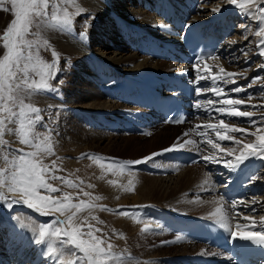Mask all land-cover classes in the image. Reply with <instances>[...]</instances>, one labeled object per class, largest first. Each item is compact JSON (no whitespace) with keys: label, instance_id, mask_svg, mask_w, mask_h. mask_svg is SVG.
Returning <instances> with one entry per match:
<instances>
[{"label":"snow or ice","instance_id":"obj_1","mask_svg":"<svg viewBox=\"0 0 264 264\" xmlns=\"http://www.w3.org/2000/svg\"><path fill=\"white\" fill-rule=\"evenodd\" d=\"M68 3L76 5L75 15H91L79 6L78 0H0V9L10 11L14 15L0 34V204L8 209L16 204H23L41 216L53 217L51 222L37 223L33 220L28 224H24L19 216L13 217L32 234V242L41 246V255L48 257L52 264H140L138 258L132 255L128 248H119L104 229L91 222L103 223L93 214L96 209L115 211L121 216H127L129 213L119 208L112 209L95 203L101 197H93L91 192L86 191L84 181L79 177L70 179L64 175H57L61 171L58 161L46 162L49 157L55 155L51 129L47 134L36 131L37 125L43 120L42 109L28 102L29 98L41 92L58 95L63 84V81H59L55 86L51 83L63 71L59 68L61 57L54 48L51 50L52 62L40 56L41 47L51 48L49 41L41 35L40 29L55 27L62 32L71 31L74 23L73 13L64 6ZM227 3L243 9L247 17L258 22V30L254 33L255 37L259 38L256 45L257 55L264 57V6H262L264 0H243L240 3L238 0H227ZM220 10L216 7L212 12ZM241 27L248 31L247 25ZM34 28L37 31L34 32ZM30 36L34 39H30ZM78 36L84 39L87 32H80ZM241 51L245 57L248 56L247 50ZM209 58L219 60V56ZM204 61L205 57L198 56L193 65L197 72L196 82L198 84L199 81L207 79L213 86L210 89L198 86L195 88V93L199 96L210 91L219 99L215 101L196 99L194 108L208 113L210 121L216 119L212 116L213 112L225 118H247L249 127H237L235 124L226 123L225 119H220L218 123L196 124L183 135L191 137L194 134L201 138L200 142L192 138L183 139L181 142V138L178 137L175 143L163 151H196L200 153L201 160L205 164L222 163L230 174L238 173L253 160L260 161L261 166L264 167V113H261V118L257 120L253 118L257 116L256 112L241 110V106L260 109L264 108V104H251V93L247 101L231 98L232 93L247 92L248 88L257 84L262 86L261 93L264 98V79L257 75L247 88L236 86L230 92H225L224 87L220 85L235 84L234 78L243 73L228 72L220 66L219 71L213 74L211 67ZM68 63L70 64V60ZM201 63L207 70L203 75L200 70ZM260 67L264 68V64ZM168 122L181 124L185 122V117L176 116ZM249 128L255 130L250 131ZM210 132L214 135H210ZM236 133L255 139L244 142L233 135ZM8 134L14 135L22 147H13L5 138ZM226 141L233 142L237 147H222L221 144ZM202 145L209 147L204 148ZM160 154L153 152L142 159L127 160L118 164L110 163L101 167H106L109 173L118 172L120 175L127 173L130 177H135L136 174L131 166L149 164ZM82 156L96 158L97 161L107 159L92 153H85ZM204 176L203 183L198 187L205 191L214 189L211 174L206 172ZM248 179L255 182L257 176L252 175ZM55 181H59V184H55ZM109 183L117 185L116 180H110ZM117 186L131 192L134 187L133 179H128L126 186ZM86 187L92 188L93 185L88 184ZM69 189L77 191H69ZM192 202L202 203L199 197ZM212 203L215 207L209 213V217L216 225L227 231L233 240L264 246V216H260L259 221L253 216L243 217L252 221V226L259 223V231L242 232L234 231L232 228L231 212L240 206L254 212L255 209H251L250 205L260 203L259 200L232 199L229 207L225 193L215 198ZM135 215L133 213L134 217ZM236 227L240 228V224L237 223ZM163 230L164 225L159 222H145L141 228V232L144 233ZM185 238L183 235H178L174 240L161 243H179ZM143 264H148V261H144Z\"/></svg>","mask_w":264,"mask_h":264},{"label":"bare ground","instance_id":"obj_2","mask_svg":"<svg viewBox=\"0 0 264 264\" xmlns=\"http://www.w3.org/2000/svg\"><path fill=\"white\" fill-rule=\"evenodd\" d=\"M240 2H243V0H238V3ZM82 5L85 9L93 11L96 14V17H99L95 20L96 23L93 22L94 24L89 27L86 38L80 39L78 36L80 29L78 30L75 28H72L71 31L63 32L55 27L44 28V30L59 46L64 56L74 62L71 67H68V70L71 72V78L68 77L71 81L68 82L67 86L71 96H78V99L74 101L80 102L82 99L80 106L84 107L83 110L76 112V114L79 117L84 116L85 119H91V117L95 118V116L98 117L101 115L100 119L103 120L105 125L108 124V132L113 131L114 127L117 128L120 120L118 112L122 110L123 105L122 103H119L120 101L116 100L115 96H123L122 100L124 101V98H128L131 95V93L124 91L121 84L124 83L126 86L128 85L131 90L136 89L142 83L153 85L156 84L158 80H164V75L171 73L172 70L178 72L191 70L194 75H197L196 69L193 66L188 68L186 66L176 65L172 61L160 60L155 56L146 54L149 50L147 47L148 41L153 40L156 42L157 40L162 39L175 40L173 37L177 34L179 28L171 25L170 14H173L181 24H185L186 21H188V23L202 21L210 22L219 18H225L227 22L230 21L234 33L242 35L241 37H238L237 34L236 37L230 36L223 42L226 46V50L228 47L232 49L230 60L222 59L219 55H214L219 56L218 61L207 58L204 62L211 67L213 74L219 71L220 66L224 67L228 72L239 74L242 73V71H240L241 69L237 70L235 65L233 64V67L230 63V61L233 62L236 60V56L239 55L246 61L245 65H248L251 62V64L254 63L257 66V68H253L255 77L259 75L264 79V68L260 67V65L264 64V57L257 55L258 49L256 45L258 44L259 38L254 35L255 31L258 30V22L247 17L243 9H239L236 5H229L227 0H134L133 3L131 0H83ZM216 7H219L221 10L215 13L212 12V9ZM4 13L5 11L0 9V29L4 22ZM159 15H161L164 20H162ZM241 25H247L248 31H245ZM247 33L251 34V40L249 42L246 40ZM232 41H235L236 43H231ZM145 47L147 48V51L143 52ZM242 49L247 50V57L244 56L243 51H241ZM228 53L229 51L227 50V54ZM200 70L201 75L207 71L204 69L203 63L200 65ZM80 74H85L86 79H84L85 81L83 84L79 83L75 85L76 83H73L75 82L74 79L76 80ZM234 79L239 81L243 80L241 75H238ZM248 85L249 84L246 82L242 87L247 88ZM220 86L224 87L225 92H230L232 88L236 87V84H228L227 86L221 84ZM257 86L261 88L260 84H257ZM255 87L253 85L251 88H248V91L252 94L250 103L264 104V99L263 101L260 100L261 96L255 97L251 92ZM112 88H114V90L113 92H110L112 91ZM256 89L257 88L254 89V93L258 94L256 93ZM74 96L73 98H75ZM213 96H215L214 93H212V97ZM54 97L43 93H37L29 99H31V102L39 104L50 102L61 106L65 105L63 100ZM231 98L248 100V97H244L242 93H232ZM122 100L121 102H123ZM70 101H72V97ZM123 103H126L125 106L128 105V107L131 108L129 106L130 103ZM241 110L256 112L257 116L253 118L257 120L261 118L260 114L264 113V108L256 109L248 106H241ZM214 114L219 115L217 113ZM220 119H225L226 123L235 124L237 127H249L247 118H241L240 125L237 121H233V117L225 118L220 115L216 120L210 121L209 117H206L201 121L206 123H218ZM182 125L172 126L165 123L158 125L155 127V129H157L154 135L143 141L140 139L142 137L137 139L136 137L131 136L137 134H127L129 136L122 137L123 145H120L119 140H117L118 138H115L117 137L116 135H108L110 137H106L104 134L96 131V135L98 136L93 138L95 142L93 141L91 144L89 143L91 141L88 140L89 138L82 137L83 134L77 122L71 120L68 125L69 138L67 139H69V145H74L75 143V147L81 146V149L86 147H99L101 148V151L111 154V151H125L129 148L132 150L131 153L134 154L133 157L136 158H143L153 152L161 153L156 157L161 158L165 157L163 149L170 147V144L168 143L176 142L178 137L181 138V142H183V139H196V137L199 139H196L197 142H200L201 138L194 134L191 137H185L183 134L187 132L190 127L187 126V123H183ZM94 126L96 125L94 124ZM259 126L260 125L258 124L257 127ZM70 127L73 128L71 129ZM249 130L254 131L255 129L249 128ZM210 135L214 134L210 132ZM233 135L244 142H249L255 139V137H245L238 133ZM157 140H161L162 143L167 145L161 146V142L158 143ZM231 144V147H237L233 142H231ZM202 147L207 148L209 146L203 145ZM77 149H79V147ZM154 161L155 158L152 162ZM198 165L200 167V164L198 163L192 165L177 164L179 167L176 168V170H171L175 165L169 159H166V161L164 160L163 164L159 167L166 169L165 171L168 169V173L162 176H160L161 174H158L155 175V177L150 176L138 178L137 175L134 178L132 177L134 191L126 194L119 193L118 199H121H119L120 202H127L129 200L130 203H133L136 206L145 205L146 203L148 205L151 204L150 202L152 201L162 206H164L163 204L165 203L168 206H172L178 202H183L185 204H183L184 206L182 207L194 209L192 215H202L196 213L198 211L196 209L202 210L205 207H209L213 210L215 205L212 201L215 200L217 196L214 194L213 189L205 191L198 187L203 183L205 179L204 174L207 172L205 169L202 171H196ZM214 165V167L219 166L222 169H226L222 163ZM196 172L199 173L197 174ZM119 177L122 183L127 185L130 176L126 173ZM257 179L258 185L262 188V191H264V167H261L259 170ZM205 188H207V186H205ZM108 190L111 192L112 196L114 191L110 186ZM189 191L190 195H188ZM207 192L212 193L208 194ZM192 194L194 196H192ZM197 197H199V200L202 201V203L192 202L196 201ZM256 199L259 200L260 203L255 206L254 212L251 210H248L246 213L243 211L231 212L233 217L232 228L234 231H242L234 228L233 224L235 222L245 221L246 224H252V221L245 220L243 217L253 216L256 221H259V217L264 216V196L258 195ZM144 208L145 207H143V209ZM150 208L152 209L149 210L156 212L153 209L158 207L155 206ZM25 209L26 211H21L22 213H19L18 211V215L13 213L14 216H11L10 214L2 215L0 213V264H52V262L48 260V257L41 255V246L32 242V234L27 228L22 227L17 220L13 219V217L19 216L24 224H28L33 220L39 223V220L41 221L44 218V216L35 213L34 210L29 209L28 207ZM135 209L136 208H133V211ZM163 209L167 210L168 208ZM149 210H144L146 211L145 214L149 215L150 213L147 212ZM150 218L155 220L152 217H149V221L145 222H157L150 221ZM165 218L164 214H162L161 217L156 218L159 219L162 225H164V229L167 228L165 225ZM136 220H134L131 215L127 217V219L124 218V220L119 216L117 224H120L121 229L125 234H131L136 232V229L139 231L140 228L138 226L143 228L145 223L144 221L137 222ZM256 225L259 226V223ZM160 233L162 232L160 231ZM171 234L181 235L175 232H171ZM133 237L136 238L134 235ZM174 238H176L175 235ZM181 243L182 245H176L175 247L164 248L160 245L161 247L159 248L150 247V250L148 251L146 249L142 250L148 252V254L146 252L145 255L143 252L144 256L141 258L142 264L144 261H148V264H159L154 258L159 259L160 257L157 258L158 256H167L166 252L170 250L174 252L177 251L176 254L172 253V255L180 256V259H185L186 257L196 254L212 255L211 252L218 251L189 238H185ZM163 248L167 250H164ZM167 258H172V256H167ZM172 260L170 259L171 263L169 264H174Z\"/></svg>","mask_w":264,"mask_h":264},{"label":"rangeland","instance_id":"obj_3","mask_svg":"<svg viewBox=\"0 0 264 264\" xmlns=\"http://www.w3.org/2000/svg\"><path fill=\"white\" fill-rule=\"evenodd\" d=\"M131 2L133 3L134 0H131ZM82 3H83V0H78L79 6H82V8L85 9L84 6L82 5ZM64 6H66L68 8L70 13H73V20H74L73 28L78 29V30L80 29L79 30L80 32H84V31L87 32L89 27L92 26L94 23H96L95 20L97 18H99L98 16L96 17V14L93 11L87 10V9H85L86 12L90 13L91 15H75V11L77 9H76V5L73 3H68ZM8 7L10 8V5H8ZM13 17H14V15L10 11H7V12L5 11L4 22L2 23V27L0 29V34H2L3 30L6 28V26L8 25V23L11 21V19ZM92 17H94V19ZM159 17H161V15H159ZM161 18H162V20H164L163 17H161ZM86 22H87V24H86ZM89 24H90V26H88ZM33 31L35 32L37 30L34 28ZM40 33L44 38H46L49 41V43L51 45V48L41 47L40 53H39L40 56L44 60H46L48 62H52L53 58L51 55V50H52V48H54L58 53H60L61 58H60L59 68L63 70L56 76L55 80L51 81V83L54 86L57 85L59 81H63V84L60 86V93L58 95L53 94V93H49V92H41V93L46 94L48 96H53V97L55 96L54 98H56V99L59 98V100H63V102L65 104L64 106H61L59 104L50 103V102L39 104V103L31 102V99L28 100V102H31L35 106L42 109L41 115L43 117V120L40 122V124L37 125L36 131L40 132L42 134H47L48 130L51 129L53 150H54L55 155H53L52 157H49L48 161H46V162H51L52 160L58 161V167L61 169V171H59L57 173V175H64L70 179H76L77 177L82 179L84 181V187H85L86 191L91 192L93 197H95V196L101 197L100 200L95 201V203H97L98 205H104V206L112 208V209H118L119 208V209L129 213V215H127V216H121V215H119L118 212H115V211L114 212H108V211H102L100 209H96V210H94L93 214L96 215L100 221H103V223H97L96 221H91V222L96 224L97 227L104 229V231L107 232L111 236L112 242L114 244H116L119 248H128L130 250L131 254L138 258V260L140 261V264H142L141 258L146 254V252L148 250H150V247L159 248L162 246V247L166 248V247H175L176 245H182L181 242H179V243H167V244H165L166 246L164 245V243H161L162 241L174 240L175 239L174 235L178 236L177 234H174V235L171 234L170 233L171 230L169 231L167 228L164 229L163 231H161L162 233H160V231L144 233V232H141L142 227L138 226L140 228L139 231L136 229V232H133L131 234L130 233L125 234L122 231L120 224H117L119 216L124 220V218L127 219V217H129L130 215L133 216V213L136 214L135 217L133 216L134 220L137 219L136 220L137 222H139V221L145 222V221H149V217L154 218L157 214H159L158 212H160V210L165 212V209H163V208H166V209L168 208L167 210H171V211H169L170 213H175V214H183L184 213V214H187V216L192 215V213L194 212V209L182 207V206H184L183 204H185L183 202H178L172 206H168L165 203V204H163L164 206H162V205L157 204L154 201H152V202H150L151 204H148V205H150V207H155V206L158 207V208L153 209V210L157 211V213H156L152 210H149V209H152L150 207H148V208L145 207L143 209L142 206H147V203L145 205L136 206L133 203H130L129 200L127 202H120L121 199L120 198H119L120 200L118 199L119 193H122V194L129 193L128 191H124L123 188L117 186V185H124L122 183L120 177H119L120 174L118 172L109 173L107 171L106 167L102 168L101 165L106 166L107 164H110V163L111 164H118V163H122V162L127 161V160L142 159V158L133 157L134 154L131 153L132 150H130L129 148H127V150H125V151L124 150L115 151V152L111 151V154H112L111 155V154H107V153L101 151V148H99V147L98 148L86 147V148L81 149V146H78L79 149H77L78 147L77 146L75 147V143H74V145L68 144L69 143V139H67V138H69L68 125L70 124L71 120H74L75 122H77V124L80 126L79 128L81 129V132L83 134L82 137L83 138L87 137V139L89 138L88 140L89 141L91 140L89 142L91 144L94 141L93 138H95V136H98V135H96V131L104 134V136H106V137H110L108 135H116L117 137H115V138H118L117 140H119L120 145H123V142H122L123 138L122 137H127L129 135H127L125 133L124 134L114 133L112 131H110L111 132L110 133L106 130H103V128H105V124H104L103 128H100L101 126L98 124V120L103 122V120L100 119L101 115L98 117L95 116V118L91 117V119L90 118L85 119L84 116L79 117L76 114V112L83 110L84 107L80 106L82 103V99L80 101L81 103L78 101H76V102L74 101V100L78 99L77 98L78 96L73 95L75 97V98H73V96H71V94L69 92V88L67 86L68 82L71 81L70 80L71 72L68 70V67H71V65H73L74 62H72L70 59H68L64 56L62 50L52 40V38L49 37V35L44 30V28L40 29ZM114 33H116V32H114ZM236 34L237 33H233L232 36L236 37ZM250 35H251L250 33H247L246 40L248 42L251 40ZM241 36H242L241 34L238 35V37H241ZM29 38L34 39V37H32V36H30ZM236 57L237 58H236L235 62L231 63V65L233 67L235 65V68L237 70L241 69L240 71H242V73H243V75H241L243 78L242 81H246L247 84H250V82L255 78L253 68H257V66L254 63L251 64V62L248 65H245L246 61L243 60L242 57H240L239 55H237ZM238 59H240V60H238ZM69 60H70V64L68 63ZM237 61H238V63H237ZM241 62H243V63H241ZM245 67L248 69H246ZM84 75L85 74H82V75L80 74V76H78L76 78V80L74 79L75 82H73V83L74 84L76 83L75 85H77L79 83L83 84L85 81L84 79H86V75L85 76ZM261 78L263 79V77H261ZM250 79H252V80H250ZM236 82H238V80H236ZM254 87L257 88L256 93H258V94L254 93L255 88L252 89L251 92L255 95V97L261 96L260 100L263 101L264 98H262V93H261L262 86H261V88H259V86L254 85ZM111 90L112 91H110V92H113L114 88H112ZM249 93L250 92L247 91V94H249ZM247 94L244 95V97H248ZM71 97H72V101H70ZM85 100H87V99H85ZM85 100H83V101H85ZM119 103L121 104V102H119ZM57 112L59 113L58 116H57ZM235 120L236 119H234L233 121H235ZM93 121H95V122H93ZM94 124L96 126H94ZM240 124L241 123H239V125ZM156 129L153 130L150 134H144V135L140 134V135H131V136H134L137 139L139 137H142V138H140L142 141L147 140V139H149L150 136L154 135ZM5 138L13 145V147H22V145L19 144L17 138L14 135L8 134V135H6ZM157 142L160 143L161 140H157ZM96 143H97V141H96ZM173 143H175V142H171L168 144H170V146H171ZM161 144H162L161 146L167 145V144H164L162 142H161ZM79 145H81V144H79ZM231 145L232 144L226 145V146L231 147ZM226 146H222V147H226ZM85 153L98 154V156L106 157L107 159L97 161L96 158H89L88 156H82V154H85ZM164 160L166 161V159H164V157H161V158H155V161L152 162V163H154L153 166L156 168V170L157 171L160 170L159 172L152 169L151 171L154 173H151V171L146 166H144L143 164L131 166V169L135 174L136 173L139 174V175L136 174L138 176V178L150 177V176L155 177V175H158V174H161L160 176H162V175L169 172L168 169H167V171H165L166 169L159 167V166H161V164H163ZM197 167L198 168L196 169V171L204 170L201 165H200V167H199V165ZM169 168H172V167H169ZM196 173L198 174L199 172H196ZM136 175H135V177H136ZM141 175H143V176H141ZM130 178H132V177H130ZM110 180H116L117 185L110 184L109 183ZM54 183L59 184V181H55ZM88 184H92L93 187L87 188L86 186ZM109 186L114 191V194L112 196H111V192L108 190ZM69 191H77V190L69 189ZM133 191H131V192H133ZM116 193H117V195H116ZM9 195H11V194H9ZM188 195H190V191L188 192ZM192 196H194V195L192 194ZM25 208H27L26 205L16 204L13 206V208L8 209L5 206H3V204H0V213L2 215L3 214H10L11 216H14L13 213H16V215H18L19 213L26 211ZM133 208H136V209L133 211ZM144 210H149L147 212L150 214L149 215L145 214L146 211H144ZM196 210H198L196 213H200L202 215H204V214L208 215V213H210V211H212V209H210L209 207H205L202 210H200V209H196ZM18 211H19V213H18ZM176 212H178V213H176ZM140 214H143V215H140ZM207 215H204V216H207ZM51 219H53V217L44 216V218L41 221L39 220V223L51 222ZM150 221H157L160 223L159 219L152 220L150 218ZM168 221L169 220H167V222ZM166 231H169V232H166ZM162 234H164V235H162ZM133 235L136 236V238H134ZM167 239H169V240H167ZM144 249H146L147 251L146 250L142 251ZM164 250H167V249H164ZM143 252H144V255H143ZM176 252H174L172 250L166 252L168 257L172 256V258H169V259L167 258V256H158L157 258L160 257L159 259H156V258H154V259L157 260L159 264H164V263L169 264L170 259L171 260L173 259L172 262L175 263L174 260H176V259H174V258L180 257L177 255H172V253L176 254ZM147 254H148V252H147ZM168 254H170V255H168Z\"/></svg>","mask_w":264,"mask_h":264}]
</instances>
